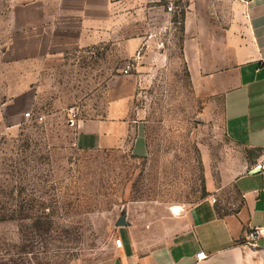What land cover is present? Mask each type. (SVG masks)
Returning a JSON list of instances; mask_svg holds the SVG:
<instances>
[{
    "label": "rangeland",
    "instance_id": "obj_1",
    "mask_svg": "<svg viewBox=\"0 0 264 264\" xmlns=\"http://www.w3.org/2000/svg\"><path fill=\"white\" fill-rule=\"evenodd\" d=\"M83 1L63 0L70 29L57 38L63 52L46 61L24 52L15 60L13 50L28 48L30 4L55 18L60 1L0 0V264H113L126 244L169 243L197 202L239 204L233 179L256 155L226 136L221 99L192 84L181 6L168 13L165 0H116L86 27ZM124 96L147 127L146 152L79 147L74 114L102 117Z\"/></svg>",
    "mask_w": 264,
    "mask_h": 264
},
{
    "label": "crops",
    "instance_id": "obj_2",
    "mask_svg": "<svg viewBox=\"0 0 264 264\" xmlns=\"http://www.w3.org/2000/svg\"><path fill=\"white\" fill-rule=\"evenodd\" d=\"M58 1L60 12L55 18L46 8L33 13L36 4H30V27L25 33L29 45L27 50L14 48L15 60L26 59L19 55L22 52L29 60L39 56L46 61L53 52H63V41L57 38L70 29L69 12H63V0ZM82 3L85 15L78 14L87 27V22L107 19L118 2ZM179 6L183 8L182 59L192 84L201 96L221 99L226 136L256 155L233 179L239 198L235 208L225 211L215 198L203 199L180 214L187 228L174 240L140 250L126 244L113 264H264V170L256 167L264 158V0H182ZM54 19L59 23L54 25ZM145 40L139 47H145ZM54 46L59 49L54 51ZM136 111L132 96L109 102L102 117L80 120L76 144L90 150L127 148L143 155L147 127ZM257 228L262 233L256 245H246L247 234ZM201 251L207 257L198 260Z\"/></svg>",
    "mask_w": 264,
    "mask_h": 264
},
{
    "label": "built area",
    "instance_id": "obj_3",
    "mask_svg": "<svg viewBox=\"0 0 264 264\" xmlns=\"http://www.w3.org/2000/svg\"><path fill=\"white\" fill-rule=\"evenodd\" d=\"M166 1V7H167V11L168 13H172L173 11H176V9L178 8L179 6V1H182V0H165ZM239 1H247V0H239ZM159 34V33H158ZM144 52V46H142L140 49L137 50L136 52V55H135V58L133 59V61L129 62L125 68L123 69V73L125 75H129L131 74V72L133 71V69L135 68V64L138 63V61H140V59L143 57V53ZM25 117L27 119H32V120H36L37 122H41L44 120V117L41 116V115H38V116H34L32 115L31 112H27L25 114ZM80 120L81 119H78L76 117V115L74 114V116L71 118V126H74V127H77L79 126L80 124ZM257 169L259 171L261 170H264V158L260 159L258 162H257V165H256ZM262 233V230L257 228V229H254L252 230L251 232H249L246 236V241H245V244L246 245H256V239L258 238V236ZM119 244L121 245V241H119ZM207 255L205 254L204 251H201L200 253L197 254V259L198 260H202L204 258H206Z\"/></svg>",
    "mask_w": 264,
    "mask_h": 264
},
{
    "label": "water",
    "instance_id": "obj_4",
    "mask_svg": "<svg viewBox=\"0 0 264 264\" xmlns=\"http://www.w3.org/2000/svg\"><path fill=\"white\" fill-rule=\"evenodd\" d=\"M123 224H126V222H125V219L124 218H121V220L119 222V225H123Z\"/></svg>",
    "mask_w": 264,
    "mask_h": 264
},
{
    "label": "bare ground",
    "instance_id": "obj_5",
    "mask_svg": "<svg viewBox=\"0 0 264 264\" xmlns=\"http://www.w3.org/2000/svg\"><path fill=\"white\" fill-rule=\"evenodd\" d=\"M173 211L174 214H179V208H175Z\"/></svg>",
    "mask_w": 264,
    "mask_h": 264
},
{
    "label": "trees",
    "instance_id": "obj_6",
    "mask_svg": "<svg viewBox=\"0 0 264 264\" xmlns=\"http://www.w3.org/2000/svg\"><path fill=\"white\" fill-rule=\"evenodd\" d=\"M255 151L259 152L260 150H255ZM250 152H253V151H250Z\"/></svg>",
    "mask_w": 264,
    "mask_h": 264
}]
</instances>
